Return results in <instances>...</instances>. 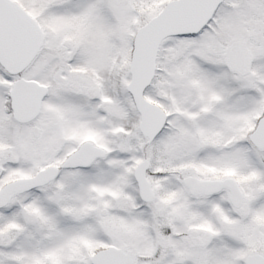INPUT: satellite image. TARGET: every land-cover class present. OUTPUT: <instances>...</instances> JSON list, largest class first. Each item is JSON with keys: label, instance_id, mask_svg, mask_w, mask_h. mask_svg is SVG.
Returning a JSON list of instances; mask_svg holds the SVG:
<instances>
[{"label": "snow or ice", "instance_id": "snow-or-ice-1", "mask_svg": "<svg viewBox=\"0 0 264 264\" xmlns=\"http://www.w3.org/2000/svg\"><path fill=\"white\" fill-rule=\"evenodd\" d=\"M0 264H264V0H0Z\"/></svg>", "mask_w": 264, "mask_h": 264}]
</instances>
